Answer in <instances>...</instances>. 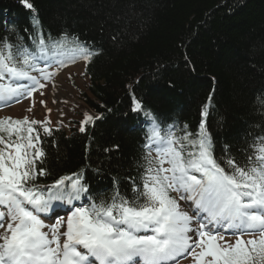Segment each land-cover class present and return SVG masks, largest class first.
I'll list each match as a JSON object with an SVG mask.
<instances>
[{
  "label": "trees",
  "instance_id": "16d2710c",
  "mask_svg": "<svg viewBox=\"0 0 264 264\" xmlns=\"http://www.w3.org/2000/svg\"><path fill=\"white\" fill-rule=\"evenodd\" d=\"M29 2L35 12L23 0H0V40L35 50L36 16L49 47L67 34L98 53L84 61L81 118L47 139L49 174L36 181L51 185L83 169L89 190L75 206L107 199L117 187L132 199L153 120L182 135L185 126L195 134L203 119L221 162L227 147L243 165L264 137V0ZM135 101L142 110L133 111ZM85 114L101 118L81 133Z\"/></svg>",
  "mask_w": 264,
  "mask_h": 264
},
{
  "label": "snow or ice",
  "instance_id": "6c2138e0",
  "mask_svg": "<svg viewBox=\"0 0 264 264\" xmlns=\"http://www.w3.org/2000/svg\"><path fill=\"white\" fill-rule=\"evenodd\" d=\"M23 3L35 12L29 0ZM33 26L35 50L0 40L2 106L43 95L69 63L98 54L67 34L49 47L36 16ZM208 115L206 105L202 117ZM100 118L85 114L79 131ZM174 128L164 131L153 120L146 130L144 174L131 200L117 187L107 199L77 207L89 190L83 169L51 185L36 182L49 174L44 144L59 128L48 118H0V264H179L188 256L192 264H264V137L241 165L227 147L222 162L216 158L203 119L195 134ZM54 202L72 207L46 226L41 214ZM256 232L258 239H244Z\"/></svg>",
  "mask_w": 264,
  "mask_h": 264
},
{
  "label": "rangeland",
  "instance_id": "374dc122",
  "mask_svg": "<svg viewBox=\"0 0 264 264\" xmlns=\"http://www.w3.org/2000/svg\"><path fill=\"white\" fill-rule=\"evenodd\" d=\"M83 62H77L74 65L62 69L60 74L55 78L53 84L43 90L44 94L39 92L34 94L33 98L23 99L21 103H12L10 106L0 105V118L13 117L23 118L28 115L30 119L51 120V126L67 128L69 120L77 118L80 104L82 103V92L88 85V78L84 74ZM36 74V73H35ZM79 87L81 89H79ZM35 105L32 106V100ZM41 100L46 101V107L40 103ZM32 107V111L27 109ZM51 109L49 113L47 110ZM78 118H81L78 117ZM70 125V124H69ZM56 127V126H55ZM167 166V165H166ZM182 206L187 207L184 201ZM52 219V218H51ZM56 221L48 219L44 220L45 225H52ZM44 231H48L45 227ZM260 233L245 234L244 239L259 238ZM236 236L225 235V240L235 242ZM179 264H192V257L181 258Z\"/></svg>",
  "mask_w": 264,
  "mask_h": 264
},
{
  "label": "bare ground",
  "instance_id": "6f19581e",
  "mask_svg": "<svg viewBox=\"0 0 264 264\" xmlns=\"http://www.w3.org/2000/svg\"><path fill=\"white\" fill-rule=\"evenodd\" d=\"M87 78H88V77H87ZM88 84H89V79H88ZM87 88H88V85L86 86V88H85L83 91H86ZM79 89H81V88L79 87ZM84 103H85V102L82 100V103H81V104H84ZM132 128H134L133 125H132Z\"/></svg>",
  "mask_w": 264,
  "mask_h": 264
}]
</instances>
